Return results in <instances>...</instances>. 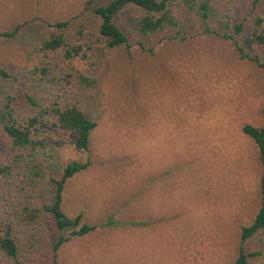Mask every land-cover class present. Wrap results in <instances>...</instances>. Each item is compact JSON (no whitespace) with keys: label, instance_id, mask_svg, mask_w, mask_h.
I'll list each match as a JSON object with an SVG mask.
<instances>
[{"label":"rangeland","instance_id":"rangeland-1","mask_svg":"<svg viewBox=\"0 0 264 264\" xmlns=\"http://www.w3.org/2000/svg\"><path fill=\"white\" fill-rule=\"evenodd\" d=\"M85 2L0 0V31L27 22L16 39L0 40V64L18 78L0 85V98L22 89L52 96L25 77L52 32L44 34L41 20H67ZM245 2L228 5L238 19L247 14ZM130 41L129 51L109 52L98 86L78 105L97 123L89 150L66 148L55 166L89 161L67 186L65 210L83 212L90 224L118 225L66 243L58 262L233 264L241 228L260 206L258 150L242 128L263 124L264 72L215 36H159L143 49Z\"/></svg>","mask_w":264,"mask_h":264},{"label":"trees","instance_id":"trees-1","mask_svg":"<svg viewBox=\"0 0 264 264\" xmlns=\"http://www.w3.org/2000/svg\"><path fill=\"white\" fill-rule=\"evenodd\" d=\"M230 1L86 0L83 10L67 20H41L44 34L52 32L42 38L25 77L35 87L47 86L52 96L39 98L36 90L22 89L0 98V264H59L58 252L66 243L118 225L110 219L90 224L83 212L65 210L67 186L89 161H70L55 172L66 148L89 150L97 123L86 119L78 105L98 86L110 51H129L132 38L143 49L145 40L159 36H215L264 72V0H247V14L239 19ZM26 24L0 31V40L16 39ZM15 73L0 64V85L18 80ZM261 115V126L242 128L258 150L260 206L241 228L233 264L264 259V107Z\"/></svg>","mask_w":264,"mask_h":264}]
</instances>
